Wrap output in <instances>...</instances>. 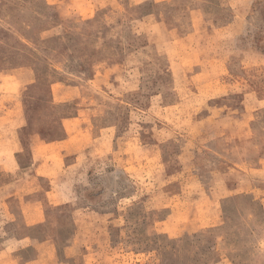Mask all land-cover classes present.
Masks as SVG:
<instances>
[{
  "label": "rangeland",
  "instance_id": "obj_1",
  "mask_svg": "<svg viewBox=\"0 0 264 264\" xmlns=\"http://www.w3.org/2000/svg\"><path fill=\"white\" fill-rule=\"evenodd\" d=\"M0 264H264V0H0Z\"/></svg>",
  "mask_w": 264,
  "mask_h": 264
}]
</instances>
